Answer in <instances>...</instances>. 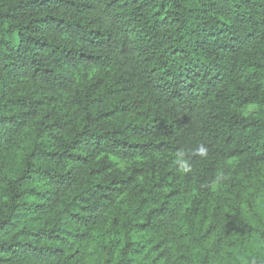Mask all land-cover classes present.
Returning a JSON list of instances; mask_svg holds the SVG:
<instances>
[{
	"label": "trees",
	"instance_id": "1",
	"mask_svg": "<svg viewBox=\"0 0 264 264\" xmlns=\"http://www.w3.org/2000/svg\"><path fill=\"white\" fill-rule=\"evenodd\" d=\"M0 264H264V0H0Z\"/></svg>",
	"mask_w": 264,
	"mask_h": 264
}]
</instances>
